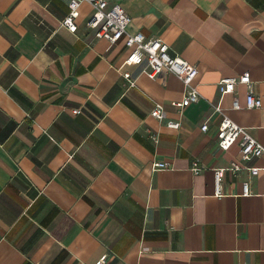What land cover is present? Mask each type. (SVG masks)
<instances>
[{
  "label": "crops",
  "instance_id": "0c3cea01",
  "mask_svg": "<svg viewBox=\"0 0 264 264\" xmlns=\"http://www.w3.org/2000/svg\"><path fill=\"white\" fill-rule=\"evenodd\" d=\"M118 2L130 33L160 38L197 66L201 99L173 107L180 80L124 64L130 48L93 36L88 4L71 32L64 0H0V264H95L103 255L107 264H264V170L250 179L251 195L242 194L246 170L225 171L220 196L211 170L264 167V154L240 162L238 141L217 145L221 115L211 107L220 103L264 145V0ZM244 72L259 108H245L244 84L221 95L220 79ZM154 103L164 121L150 116ZM156 160L170 166L153 171Z\"/></svg>",
  "mask_w": 264,
  "mask_h": 264
},
{
  "label": "built area",
  "instance_id": "2783aa9c",
  "mask_svg": "<svg viewBox=\"0 0 264 264\" xmlns=\"http://www.w3.org/2000/svg\"><path fill=\"white\" fill-rule=\"evenodd\" d=\"M67 3L68 11L62 19L61 24L69 31H76V18L79 15V9L83 4H88L92 8V14L87 21V28L92 31L96 38L106 39L109 47L123 39L125 45L130 48L124 64L136 65L139 67V74L146 75L154 79L160 72H168L175 75L183 85L182 96L179 100L171 101V105L178 110L197 102L201 99L195 79L198 75L196 65L178 57L171 56L169 46L160 38L147 37L142 32L130 33L128 25L130 16L118 2V0H64ZM122 77L128 82L129 86H134L136 76L129 72H122ZM238 84H244L247 87L245 96V108H259L263 105L262 98L256 95L252 89V81L249 72H244L238 76H229L220 79L218 87L221 95L234 93ZM214 112L221 115L218 129L216 132L217 145L223 150H228L235 142L240 146V162H248L254 157L264 154V145L258 141L246 127L237 125L224 111L220 103L211 105ZM232 108L240 109L241 105L235 98L232 102ZM74 113H79L80 109H73ZM149 114L159 121L166 119V110L163 104L154 103ZM166 126L169 128H179L180 122L167 120ZM208 129L207 123L201 125V130ZM151 140L158 142V134L150 133ZM170 166L168 161L156 160L151 164L153 171L166 169ZM191 171L199 174L205 167L197 160L193 161ZM264 167H249L240 165L237 162H231L228 167L212 168L214 177V194L220 196L222 193V182L225 171L237 173L240 170H246L248 176L242 181V194L251 195L252 189L250 179L255 177ZM106 255L101 256L95 264H107Z\"/></svg>",
  "mask_w": 264,
  "mask_h": 264
}]
</instances>
